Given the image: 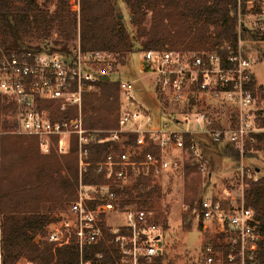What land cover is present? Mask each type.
Instances as JSON below:
<instances>
[{"label": "built area", "instance_id": "2783aa9c", "mask_svg": "<svg viewBox=\"0 0 264 264\" xmlns=\"http://www.w3.org/2000/svg\"><path fill=\"white\" fill-rule=\"evenodd\" d=\"M243 2L247 14L242 13ZM238 7L239 31L245 23L252 30L264 31V0H238ZM243 46L240 40L237 51L226 56L208 50L144 51L141 68L154 78L162 103L156 93V111L138 95L133 82L118 80L119 127L108 130L87 128L82 105L84 94L104 81L102 75L114 80L113 54L79 48L69 56L56 50H20L0 58V93L15 107L19 131L37 137L43 154L70 153L76 137L82 174L90 164L87 158L93 142H119V152H110L97 164L106 181L80 182L78 198L47 225L42 239L52 244L54 253L73 247L76 264H168L165 229L157 213L133 203L122 205L121 200L141 177L156 179L184 171L191 152L193 161L204 169L207 159L199 147L205 144L233 145L240 153L243 181L257 179L256 167L243 162L247 152L264 154V115L252 61ZM46 102L53 105L45 107ZM70 109L75 110L72 117L53 116L55 110ZM100 134L106 136L99 138ZM132 135L134 142L121 141L122 136L129 141ZM241 188L240 201L205 197L195 203L192 214L198 226L220 237L217 246L209 240L184 264H261L264 230L253 209L245 205ZM0 264H6L1 213ZM16 264L39 263L21 259Z\"/></svg>", "mask_w": 264, "mask_h": 264}, {"label": "trees", "instance_id": "16d2710c", "mask_svg": "<svg viewBox=\"0 0 264 264\" xmlns=\"http://www.w3.org/2000/svg\"><path fill=\"white\" fill-rule=\"evenodd\" d=\"M124 9L128 10V16ZM241 10L247 14L245 2L241 4ZM238 12V0H0V58L20 50H56L69 56L74 51L69 48L71 44L83 52L111 53L116 63L122 64L129 55L146 50H208L226 56L237 51L240 40L264 41V31L252 30L247 23L239 31ZM97 88H100L98 93L84 94L85 126L89 129L118 128L119 81H100ZM157 97L162 103L159 93ZM52 105L50 102L44 104L45 107ZM1 110L8 113L15 109L10 102L2 103ZM74 115V109L53 111L54 117ZM5 128H13V125ZM105 136L100 134L99 138ZM121 141L134 142L135 136H130L129 141L122 136ZM118 143L93 142L87 158L90 164L80 174L76 137H73L70 153L59 156L55 151L42 154L35 136L0 135V213L6 264H16L21 259L39 264L54 260V264L77 263L73 247L58 248L54 253L52 244L42 238L47 233V225L78 198L80 182L98 184L106 181L105 174L98 172L97 164L110 152H119ZM220 151L239 167L240 153L233 145L225 144ZM151 152L158 154L159 150L151 149ZM246 157L259 156L247 152ZM192 165L198 166L193 161V152L185 162L184 171L188 172ZM256 170L259 172L260 168L256 167ZM160 197L161 187L150 175L128 187L121 204L156 208ZM204 198L196 200L200 202ZM244 200L245 205L253 209L259 228L264 230V176L244 180ZM194 202L189 201L190 211ZM189 214L183 221L186 227L194 220L192 213ZM162 224L166 231L165 219ZM219 237L211 239L216 246ZM38 238L41 239L37 241ZM261 251L262 248L258 258L262 264L264 250ZM164 259L168 264H175L166 253Z\"/></svg>", "mask_w": 264, "mask_h": 264}, {"label": "rangeland", "instance_id": "374dc122", "mask_svg": "<svg viewBox=\"0 0 264 264\" xmlns=\"http://www.w3.org/2000/svg\"><path fill=\"white\" fill-rule=\"evenodd\" d=\"M125 14L126 16L129 14L127 9ZM148 24L149 20L146 22V25ZM31 43L38 44L37 42ZM243 45V49L252 61L251 69L256 76L257 94L260 97L264 115V42L257 44L243 40ZM74 47L75 45L71 44L69 48L75 51ZM142 59L143 52H136L128 56L125 64L116 63L113 67L112 78L133 82L138 95L157 111L158 105L155 102L157 89L154 85V78L141 68ZM99 90L100 88H96L91 92L98 93ZM3 97L5 96L0 93V135L4 133L27 135L19 131L15 107V110L8 113L1 110L2 103L5 105L10 103L6 97L5 99ZM6 125H13V128L7 129ZM220 148L214 144L199 147L203 157L207 159L204 169L199 168V163L197 167L192 165L188 172L180 171L177 174L168 172L155 179V182L161 187V197L156 208L151 209L157 213L159 219H165L167 222L164 248L165 253L175 264H184L190 261L202 245L215 237V233L210 229L206 230L202 226H198L195 219H192L190 227L183 225L184 218L190 215L189 212L192 213L189 206L190 200L195 201L193 206L197 203L196 199L202 196L228 201L231 197H235L237 201L241 200V187L244 188V181L239 168L240 164L237 167L232 159L224 157ZM175 154L181 155L180 152H175ZM253 154L259 157L245 159L243 163L252 168L259 167L260 171L257 172V176H264V154ZM193 188L195 189L193 190Z\"/></svg>", "mask_w": 264, "mask_h": 264}, {"label": "water", "instance_id": "95a60500", "mask_svg": "<svg viewBox=\"0 0 264 264\" xmlns=\"http://www.w3.org/2000/svg\"><path fill=\"white\" fill-rule=\"evenodd\" d=\"M101 79L104 80V81H108V80H110V77L108 75H102Z\"/></svg>", "mask_w": 264, "mask_h": 264}, {"label": "crops", "instance_id": "0c3cea01", "mask_svg": "<svg viewBox=\"0 0 264 264\" xmlns=\"http://www.w3.org/2000/svg\"><path fill=\"white\" fill-rule=\"evenodd\" d=\"M255 42H256L257 44L262 43V42H258V41H255ZM263 42H264V41H263ZM254 79H255V87H256V83H257L256 81H257V80H256V76H255V74H254ZM256 90H257V88H256ZM204 146H208V144H205Z\"/></svg>", "mask_w": 264, "mask_h": 264}]
</instances>
